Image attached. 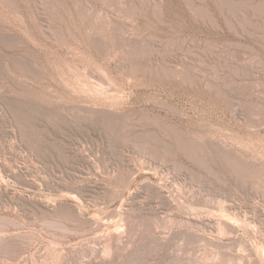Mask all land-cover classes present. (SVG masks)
<instances>
[{
    "label": "rangeland",
    "instance_id": "374dc122",
    "mask_svg": "<svg viewBox=\"0 0 264 264\" xmlns=\"http://www.w3.org/2000/svg\"><path fill=\"white\" fill-rule=\"evenodd\" d=\"M0 264H264V0H0Z\"/></svg>",
    "mask_w": 264,
    "mask_h": 264
},
{
    "label": "bare ground",
    "instance_id": "6f19581e",
    "mask_svg": "<svg viewBox=\"0 0 264 264\" xmlns=\"http://www.w3.org/2000/svg\"><path fill=\"white\" fill-rule=\"evenodd\" d=\"M202 218V217H201Z\"/></svg>",
    "mask_w": 264,
    "mask_h": 264
}]
</instances>
